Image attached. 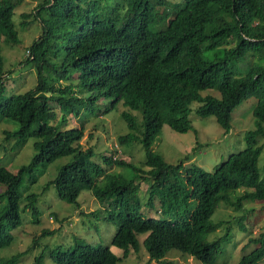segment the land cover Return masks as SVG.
Masks as SVG:
<instances>
[{
    "label": "trees",
    "instance_id": "16d2710c",
    "mask_svg": "<svg viewBox=\"0 0 264 264\" xmlns=\"http://www.w3.org/2000/svg\"><path fill=\"white\" fill-rule=\"evenodd\" d=\"M19 1L0 0V120L18 124L6 132V139L16 138L15 147L34 138L37 152L16 173L0 166V184L5 186L0 192V249L11 244V231L22 224V174L30 173L35 182L38 166L73 155L52 181L58 197L76 203L80 190L89 188L98 199L112 198L107 218L117 228L112 246L123 249L124 256L131 249L139 252L138 235L148 233L144 246L151 260L177 264L163 260L169 251L177 250L203 264H214L231 238L228 227L224 235L208 240L225 224L211 220L217 206L242 209L245 200L264 201V161L258 163L264 152V143H259V137H264V0H120L107 5L108 12L98 5L100 0H45L35 13L36 18L48 14L42 22L43 35L25 61L37 68V85L3 97L1 42L18 43L12 17ZM249 58L254 63L245 73L234 67V61ZM209 89L218 95L201 93ZM249 97L256 98L252 110L256 127L246 131V148L212 172L197 165L184 167L182 162L171 164L153 150L164 124L179 133L193 130L192 103H198L194 109L198 116L213 115L229 131L233 111ZM99 99L109 102L97 108ZM119 102L129 109L121 116L132 131L117 140L121 145L141 142L145 165L105 152L100 154L103 163H98L92 159L93 149L80 142L83 120L71 128L54 124L57 110L52 104L64 124L67 114L79 117L87 109L89 114L103 115ZM130 110L142 115L141 135L135 132L137 117ZM114 166L130 167L136 177L151 180L150 199L157 198L162 214L176 219L145 218L137 194L140 184L136 178L112 172ZM26 197L34 206L36 196ZM33 214L39 218L36 209ZM240 228L246 231L244 221ZM250 244L257 247L243 255L239 264H261L264 234L250 239ZM24 253L0 259V264H14ZM50 257L57 264H117L120 260L108 247L80 243L50 252ZM36 260L41 264V258Z\"/></svg>",
    "mask_w": 264,
    "mask_h": 264
},
{
    "label": "rangeland",
    "instance_id": "374dc122",
    "mask_svg": "<svg viewBox=\"0 0 264 264\" xmlns=\"http://www.w3.org/2000/svg\"><path fill=\"white\" fill-rule=\"evenodd\" d=\"M45 0H20L15 7L12 17V24L18 37L16 45L1 42L2 71L1 83L5 90L3 97H8L14 93H21L32 89L37 85V68L25 61L29 58L30 49L33 43L43 35L42 22L47 18L46 13H41L36 18L35 13L39 10V5ZM120 0H100L98 5L109 11L107 5ZM126 6V5H124ZM124 6L119 10L123 13ZM30 15L29 19H24L22 15ZM26 22L27 25H23ZM54 63V61H52ZM56 63V62H55ZM254 59L249 58L246 62L234 61V67L241 72H246L252 66ZM78 87H75L77 90ZM203 95L211 93L218 95L216 90L209 89L201 92ZM109 101L99 99L96 102L97 108H103ZM256 98L245 99L232 114V126L229 131L217 123L215 116H198L194 109L198 103L191 104L189 119L193 130L179 133L167 124H164L161 133L156 138L153 150L163 155L165 160L177 165L183 163L184 167L197 165L206 171L212 172L217 165L223 163L232 154L246 148V131L255 129V118L252 110L255 106ZM57 110L54 124L62 128L79 126L83 120L84 135L80 141L84 147H91L94 151L92 159L98 163H103L101 153L105 152L116 158H123L138 165H145L146 150L139 141H132L121 145L117 137L129 133L130 130L126 120L121 116L123 107L119 102L115 109L103 115L89 114L87 109H83L76 117L74 114H67L64 124L61 123V112ZM137 117L139 129L135 132L141 135L142 115L139 111L130 110ZM18 127L15 121L9 119L0 120V166L16 173L22 166L29 164L37 150L34 146V138H29L22 147H15L16 138L14 136L6 139V132H12ZM259 143H264V137H259ZM73 160V155H65L55 159L53 162L40 165L35 170L37 177L35 182H31L30 173L22 174L20 201V216L22 224L11 231L13 241L7 247L0 249V259L10 258L12 255L25 251V253L14 264H36V258H41V264H57L51 257L50 252L55 250H68L76 243L108 247L112 253L120 260L117 264H163L158 260H151L149 252L144 246V241L148 233L138 235L140 242L139 252L130 250L124 256L123 249L112 246V238L116 233V225L110 220L112 213L111 199H98L89 188L80 190L76 203H67L57 195V190L52 182L60 171L61 167ZM264 161V152L259 158V165ZM105 166V165H104ZM147 169V168H146ZM112 172H120L124 177L136 178V183L140 184L138 197L140 199V213L145 218L158 220L173 219L174 215L162 214L156 199L149 197V186L151 180H141L136 177L135 172L130 167L114 166ZM5 188L0 184V192ZM238 191V196L242 194ZM35 195L37 200L34 206L29 205L27 195ZM234 200L237 194L233 193ZM29 209L23 210L24 206ZM264 201H243L242 209L231 207L220 203L215 209L211 220L213 222H225L223 227L208 236V240H213L224 235L227 228H230V242L225 245L224 252H221L214 264H239L243 255L254 250L257 245L250 244V239H259L264 234ZM36 209L39 218L33 214ZM244 221L246 231H242L240 223ZM46 232L52 234H46ZM165 261H173L177 264H203L193 256L179 252L169 251L163 258ZM40 261V260H39ZM264 264V258L261 261Z\"/></svg>",
    "mask_w": 264,
    "mask_h": 264
},
{
    "label": "built area",
    "instance_id": "2783aa9c",
    "mask_svg": "<svg viewBox=\"0 0 264 264\" xmlns=\"http://www.w3.org/2000/svg\"><path fill=\"white\" fill-rule=\"evenodd\" d=\"M29 54L31 55V53L29 52Z\"/></svg>",
    "mask_w": 264,
    "mask_h": 264
}]
</instances>
